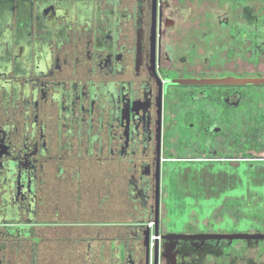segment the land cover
I'll use <instances>...</instances> for the list:
<instances>
[{
    "label": "flooded vegetation",
    "instance_id": "flooded-vegetation-1",
    "mask_svg": "<svg viewBox=\"0 0 264 264\" xmlns=\"http://www.w3.org/2000/svg\"><path fill=\"white\" fill-rule=\"evenodd\" d=\"M257 105L264 0H0V264H264Z\"/></svg>",
    "mask_w": 264,
    "mask_h": 264
},
{
    "label": "rangeland",
    "instance_id": "rangeland-1",
    "mask_svg": "<svg viewBox=\"0 0 264 264\" xmlns=\"http://www.w3.org/2000/svg\"><path fill=\"white\" fill-rule=\"evenodd\" d=\"M234 111L236 114H232ZM240 113L241 110L235 108H227L224 115L219 114L218 111L215 113L219 119L226 117L235 119H227L229 123L223 121L219 123L220 125H216V129L220 128L221 133L219 137L215 136L212 142L219 154H228L236 149H241L243 152H264V106L244 107L242 109L244 117ZM258 195L262 196V194Z\"/></svg>",
    "mask_w": 264,
    "mask_h": 264
},
{
    "label": "built area",
    "instance_id": "built-area-1",
    "mask_svg": "<svg viewBox=\"0 0 264 264\" xmlns=\"http://www.w3.org/2000/svg\"><path fill=\"white\" fill-rule=\"evenodd\" d=\"M148 225L151 226L152 223L150 222V223H148ZM154 239H155V236L153 234H151L150 235V242L152 243Z\"/></svg>",
    "mask_w": 264,
    "mask_h": 264
},
{
    "label": "crops",
    "instance_id": "crops-1",
    "mask_svg": "<svg viewBox=\"0 0 264 264\" xmlns=\"http://www.w3.org/2000/svg\"><path fill=\"white\" fill-rule=\"evenodd\" d=\"M192 5H196V3H193Z\"/></svg>",
    "mask_w": 264,
    "mask_h": 264
}]
</instances>
